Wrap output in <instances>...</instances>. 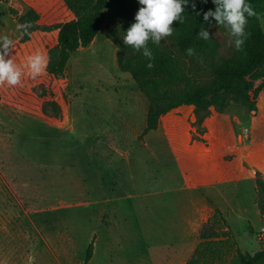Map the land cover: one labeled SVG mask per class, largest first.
<instances>
[{
    "label": "rangeland",
    "instance_id": "374dc122",
    "mask_svg": "<svg viewBox=\"0 0 264 264\" xmlns=\"http://www.w3.org/2000/svg\"><path fill=\"white\" fill-rule=\"evenodd\" d=\"M56 1H0V35L15 38L12 58L18 64L36 52L18 51L16 18L29 9L43 13ZM103 14L92 45L72 54L63 74L69 101L63 126L41 116L36 90L0 85V264H84L91 243L86 264H162L168 250L156 241L170 200L164 194L179 187L165 138L186 170L199 163L185 158L192 153L188 146L217 148L202 165L234 170L239 151L222 152L233 145L251 155L244 161L249 174L264 178V93L254 111L231 103L222 112L211 108L201 123L192 107H180L161 118L157 133L138 140L148 101L119 70L107 39L124 14L111 0ZM208 31L211 61L238 56L223 27L211 24ZM163 41L173 48L170 37ZM201 72L204 82L209 73ZM227 221L241 252L254 254L264 246L257 240L264 227L257 209L242 218L228 213Z\"/></svg>",
    "mask_w": 264,
    "mask_h": 264
},
{
    "label": "trees",
    "instance_id": "16d2710c",
    "mask_svg": "<svg viewBox=\"0 0 264 264\" xmlns=\"http://www.w3.org/2000/svg\"><path fill=\"white\" fill-rule=\"evenodd\" d=\"M108 1L57 0L43 13L29 9L16 18L17 24L26 21L33 24L29 35H20L18 51L27 47L30 51L41 52L48 57V63L43 74L36 78L25 75L22 85L14 87L21 91H37L40 114L50 124L62 126L65 123L69 101L63 74L71 55L95 40L104 24L103 11ZM111 1L122 10L124 21L107 34V39L116 48L119 70L131 76L148 101L145 128L138 140L156 131L161 118L183 106L193 108L199 123L210 114L211 108L222 112L231 103L255 110L264 93V0H250L256 15L248 18L245 44L237 57L223 62L210 60L214 45L211 38L203 40L196 35L201 28L209 30L211 24L215 25L214 21L211 24L203 21V12L214 5L211 0L206 4L196 0L199 16L189 7L184 23L173 22L176 28L170 37L173 48L163 40L158 46L149 45L154 56L151 69L146 67L148 61L140 53L123 44L124 31L134 22L140 7L138 0ZM189 47L195 50L193 56L185 51ZM201 71L209 73L204 82L198 77ZM255 185V202L264 221V179L257 175ZM198 238L185 264H264V246L254 254L241 252L219 209L202 225ZM92 252L91 243L84 264L89 262Z\"/></svg>",
    "mask_w": 264,
    "mask_h": 264
},
{
    "label": "crops",
    "instance_id": "0c3cea01",
    "mask_svg": "<svg viewBox=\"0 0 264 264\" xmlns=\"http://www.w3.org/2000/svg\"><path fill=\"white\" fill-rule=\"evenodd\" d=\"M157 131L158 129L146 136L157 133ZM165 140L172 159L177 165L174 180L178 182L179 187L173 192L174 194H164L170 200L167 203L166 213H161L162 219L159 220L157 226L160 235L156 243L168 250L167 255L162 256V264H185L199 242L198 236L202 225L216 209L222 212L227 224L228 213L242 218L249 209H257L255 178L257 175L262 177L254 170L249 174L244 161L251 158V155H242L245 149L233 147V145L228 146L226 150L223 149L222 152L226 151L229 154L228 152L239 151L236 159L238 165L234 167V170L217 172V169L211 168L209 164L205 168L202 162L209 163L211 157L214 156L211 153L218 149L211 150L206 147L195 149L190 146H188V152L192 153L185 158L191 157L194 160L197 157L199 163L197 167L186 170L181 166V158L175 153L174 145L167 138ZM143 197H149V195ZM136 264H155V260L137 259Z\"/></svg>",
    "mask_w": 264,
    "mask_h": 264
},
{
    "label": "clouds",
    "instance_id": "9594fccd",
    "mask_svg": "<svg viewBox=\"0 0 264 264\" xmlns=\"http://www.w3.org/2000/svg\"><path fill=\"white\" fill-rule=\"evenodd\" d=\"M208 3V0H200ZM214 8L203 12V21L223 27L229 37L228 43L239 52L248 37L246 26L248 18L256 15L250 0H211ZM140 7L135 13L134 22L124 31L123 44L130 46L135 52L140 53L151 69L154 56L151 45H160L162 40L173 36L175 27L173 22H185L186 10L197 11L196 0H138ZM33 27L32 22L18 23L16 30L21 36L29 35ZM197 37L203 40L210 39V34L205 28L197 32ZM16 48V40L9 35H0V85H22V78L28 75L36 78L46 70L48 57L36 52L29 55L23 64H18L12 57ZM187 55H194V48L186 50Z\"/></svg>",
    "mask_w": 264,
    "mask_h": 264
},
{
    "label": "built area",
    "instance_id": "2783aa9c",
    "mask_svg": "<svg viewBox=\"0 0 264 264\" xmlns=\"http://www.w3.org/2000/svg\"><path fill=\"white\" fill-rule=\"evenodd\" d=\"M258 242H263L264 240V228H261L259 233L257 234Z\"/></svg>",
    "mask_w": 264,
    "mask_h": 264
}]
</instances>
